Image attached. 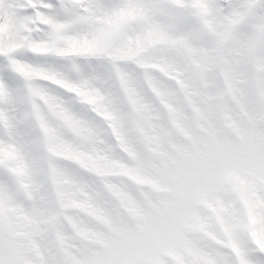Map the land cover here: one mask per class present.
I'll use <instances>...</instances> for the list:
<instances>
[{
	"label": "snow or ice",
	"instance_id": "6c2138e0",
	"mask_svg": "<svg viewBox=\"0 0 264 264\" xmlns=\"http://www.w3.org/2000/svg\"><path fill=\"white\" fill-rule=\"evenodd\" d=\"M0 264H264V0H0Z\"/></svg>",
	"mask_w": 264,
	"mask_h": 264
}]
</instances>
